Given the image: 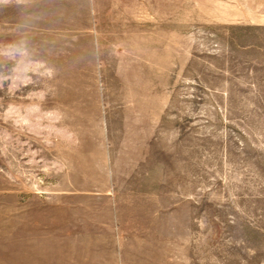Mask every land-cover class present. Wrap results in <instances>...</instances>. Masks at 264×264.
Segmentation results:
<instances>
[{
  "label": "rangeland",
  "instance_id": "rangeland-1",
  "mask_svg": "<svg viewBox=\"0 0 264 264\" xmlns=\"http://www.w3.org/2000/svg\"><path fill=\"white\" fill-rule=\"evenodd\" d=\"M0 264H264V0H0Z\"/></svg>",
  "mask_w": 264,
  "mask_h": 264
}]
</instances>
